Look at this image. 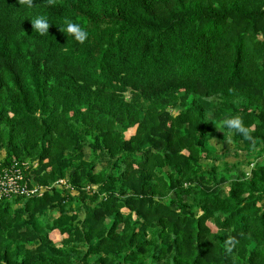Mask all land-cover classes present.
<instances>
[{
    "label": "trees",
    "instance_id": "1",
    "mask_svg": "<svg viewBox=\"0 0 264 264\" xmlns=\"http://www.w3.org/2000/svg\"><path fill=\"white\" fill-rule=\"evenodd\" d=\"M0 150V264H264V0H0Z\"/></svg>",
    "mask_w": 264,
    "mask_h": 264
},
{
    "label": "clouds",
    "instance_id": "2",
    "mask_svg": "<svg viewBox=\"0 0 264 264\" xmlns=\"http://www.w3.org/2000/svg\"><path fill=\"white\" fill-rule=\"evenodd\" d=\"M48 2L52 3V0H48ZM20 3H22L25 8H31L33 0H20ZM30 23L32 29L34 28L40 35L47 33V29L50 25H52L49 23L48 18L44 15H37L33 17L30 20ZM63 31L69 34L74 41L80 44H83L89 35L82 23H75L67 18L63 21ZM220 126L224 127L229 133L234 131L244 135L247 134V128L244 126L242 118L239 115H232L229 118L222 120Z\"/></svg>",
    "mask_w": 264,
    "mask_h": 264
},
{
    "label": "rangeland",
    "instance_id": "3",
    "mask_svg": "<svg viewBox=\"0 0 264 264\" xmlns=\"http://www.w3.org/2000/svg\"><path fill=\"white\" fill-rule=\"evenodd\" d=\"M129 134H130V132L126 133V137H128ZM226 148H228V150H229L228 152L223 151ZM207 149H208V154H209L208 158H210V157L211 158H210V161L207 162L205 167L208 166V163L211 164L213 162L212 160L215 156L219 158V162H221V161L223 162L225 160L227 162L233 163L237 160L243 159V153L241 151H236L234 148L229 147V144H222L221 145L219 143L211 142L208 144ZM84 154H85V158L89 157L90 152H89L88 148H85ZM3 156H4V152L2 150H0V160H2ZM256 158L257 157H256L255 153H252L251 157H247L248 160H250V159L254 160ZM71 192H72V194H74L73 190H71Z\"/></svg>",
    "mask_w": 264,
    "mask_h": 264
},
{
    "label": "built area",
    "instance_id": "4",
    "mask_svg": "<svg viewBox=\"0 0 264 264\" xmlns=\"http://www.w3.org/2000/svg\"><path fill=\"white\" fill-rule=\"evenodd\" d=\"M20 180L21 176L19 172H10L9 174L4 172L2 175H0V200L7 195H25L29 192H34L32 190H26L25 185H22L18 182ZM58 183L63 184L64 182L62 180H58Z\"/></svg>",
    "mask_w": 264,
    "mask_h": 264
}]
</instances>
